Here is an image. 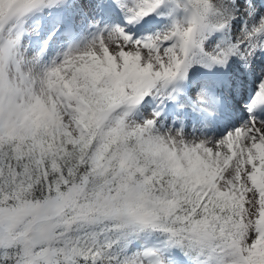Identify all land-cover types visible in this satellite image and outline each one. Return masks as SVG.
I'll return each instance as SVG.
<instances>
[{"label":"snow or ice","instance_id":"obj_1","mask_svg":"<svg viewBox=\"0 0 264 264\" xmlns=\"http://www.w3.org/2000/svg\"><path fill=\"white\" fill-rule=\"evenodd\" d=\"M0 264H264V0H0Z\"/></svg>","mask_w":264,"mask_h":264}]
</instances>
